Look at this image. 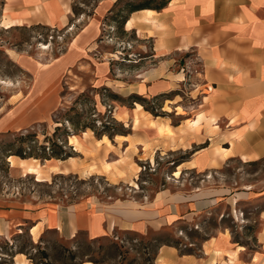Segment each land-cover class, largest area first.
<instances>
[{
    "label": "crops",
    "instance_id": "obj_1",
    "mask_svg": "<svg viewBox=\"0 0 264 264\" xmlns=\"http://www.w3.org/2000/svg\"><path fill=\"white\" fill-rule=\"evenodd\" d=\"M162 1L165 5L159 9L155 0H97L90 14H77L90 7L87 0H0V31L47 26L70 32L82 25L65 52L47 63L59 68L53 103L40 100L41 89L34 96V84L26 97L15 102L14 96L9 97L10 108L0 116V136L51 120L61 105L64 77L78 70L92 74L93 86L112 89L122 100L131 99L132 105L110 101L116 109L114 119L129 129L126 133L112 139L94 138L92 131L69 136L75 152L85 155L72 145V137L91 151L98 143L106 145V136L116 150L135 148L133 156L145 154L144 161L150 163L151 156L159 154L183 155L174 171L180 170L174 182L178 180L181 188H164L148 199H88L48 206L0 199V238L11 240L27 233L34 244L44 245L50 232L70 242L79 235L96 241L115 239L120 233L148 236L168 229L185 237L177 245L161 244L152 264H264V179L257 178L259 167L241 184L238 175L229 173L237 163L251 168L264 163V0ZM128 2L149 4L119 22L116 14ZM4 22L12 28H3ZM109 29L131 35L128 44L147 53L145 60L128 63L134 70L113 67L110 58L99 56ZM4 49L22 69L33 73L37 68L19 50ZM134 95L149 101L167 98L163 105L167 117H155L143 106L140 114ZM98 102L100 111L104 105ZM137 116L140 128L135 126ZM167 125L174 135L164 131ZM12 157L18 156L6 158L11 171H22L12 166ZM46 162L47 166L41 164L43 172L44 167L62 171L63 163H71ZM189 173L197 174L195 185L187 178ZM13 261L34 264L25 253H16Z\"/></svg>",
    "mask_w": 264,
    "mask_h": 264
},
{
    "label": "rangeland",
    "instance_id": "obj_2",
    "mask_svg": "<svg viewBox=\"0 0 264 264\" xmlns=\"http://www.w3.org/2000/svg\"><path fill=\"white\" fill-rule=\"evenodd\" d=\"M96 1L87 0L90 7L78 9L75 13L90 14ZM161 1L155 0L156 3ZM81 27L82 25H79L70 32L47 26L19 27L0 31V116L10 108L9 97L14 96L12 102L26 97L32 84H34L32 91L34 96L41 89L40 100H46L48 105L53 103L60 85L59 79H57L59 68L47 66V63L49 64L54 58L65 52L71 39ZM132 39L131 35L122 36L121 31L109 29L106 34H103L104 43L98 50L99 56L101 53L102 57L110 58V64L113 67H124V69L129 67L130 71L134 70L135 68H130L128 63L145 60L147 53L140 54L133 44L129 45L128 42H131ZM5 47L19 50L36 62L37 68L33 73L22 69L14 61L9 60L5 53ZM118 52L123 55L115 56ZM112 58H115L116 61ZM112 70L113 75L116 76L114 73L116 68ZM32 74L35 77L34 83ZM129 74L132 75L131 72ZM92 79L91 73H83L78 70L66 75L60 94L61 105L53 113L51 120L20 133L0 136V199H16L47 206L73 205L88 199L101 202H118L133 198L148 199L161 189L181 188L178 180L174 182V178L180 176L174 172L176 164L183 157L179 153L151 156L150 163L144 161L147 158L145 154L133 156L132 151L136 152L135 148L126 152H122L120 148L116 150L106 136V140L104 139L106 145L101 146L98 143V148L91 151H88L77 137L75 140L71 139L73 146L76 145L77 149H82L78 152L84 151L85 155L78 154L74 148L70 147L69 134L70 136L81 135L82 132L92 131L93 137L99 139L104 132L113 135L121 132L126 133L129 130L114 119L116 109L110 104V101H121V103L131 106V99L122 100L112 89L93 86ZM96 98L104 105L100 111ZM164 101H167V98H158L152 101L147 99L145 107L158 115L155 117H167L163 110ZM166 110L172 111L169 106H166ZM177 110L183 114L181 107ZM140 114L142 113L140 112ZM177 120L175 119V121ZM134 121L135 126L142 127L138 116ZM164 131L168 135H174L168 125L165 126ZM131 145H133V141H131ZM110 151L114 153L110 154ZM19 153L25 157L32 156L26 159H36L40 166L41 164L47 166V160L65 157L66 154H72L73 157L67 159L72 164L63 163L62 171L58 167H44L46 171L43 172V167H41L39 175H25L23 170L18 173L12 172L6 161L8 156ZM74 157H78L80 161ZM61 161L66 160L61 159ZM107 163L109 165H106ZM252 167H244L237 163L232 165L229 173L232 176L238 175L241 184L243 178H251L252 171L259 167L260 173L257 178L264 179V163ZM55 168H58V171ZM196 175L189 173L187 177L192 179V185H195ZM117 236L118 238L115 239L103 238L92 241L85 235H79L75 240L69 242L56 233L50 232L44 240V245L39 248H34L35 246L26 233L17 235L11 240L0 238V256L4 255L7 258L0 259V264H14L11 256L2 254L15 253L14 247L13 252L9 251L12 246L11 242H14V246L18 250L24 251L28 258H33L37 264H79L83 261H93L96 264H152L161 244L177 245L179 240L185 237V234L175 235L165 229L161 232H151L148 236L130 233H120ZM40 252H45L47 258L43 259Z\"/></svg>",
    "mask_w": 264,
    "mask_h": 264
},
{
    "label": "trees",
    "instance_id": "obj_3",
    "mask_svg": "<svg viewBox=\"0 0 264 264\" xmlns=\"http://www.w3.org/2000/svg\"><path fill=\"white\" fill-rule=\"evenodd\" d=\"M149 3L147 2V3H144V4H135L134 2H128V3H126L125 5H124V7H123V9H122V11H119L116 15V19H118V21L119 22H122V23H124L125 21H126V19H127V15L129 14V13H131V12H133V11H136V10H139L140 9V7L141 6H144V5H148ZM165 5V2L164 1H162V2H160L156 7L157 8H162L163 6ZM120 12H124V14H120ZM115 16V15H114ZM131 98L134 100V102H137V103H139V104H141L147 111H149V112H151L154 116H158V115H156L155 113H154V111H152V110H150L149 108H147V107H145V102H146V98H144V97H141V96H136V95H134V96H131ZM123 132H121V133H116V134H113V135H110V134H108V133H103L102 135H107V136H109L110 137V139H112L115 135H117V134H122ZM69 136H70V134H69ZM16 156H19V157H21L22 159H26V158H31L32 156H28V157H25L23 154H17ZM71 157H73V155L72 154H66V156L65 157H61V158H57V159H59V160H67V159H69V158H71ZM27 234V233H26ZM28 236V235H27ZM30 239V238H29ZM30 241H31V239H30ZM31 243L33 244V246H35L34 248H39V246H41V245H39V244H34L32 241H31ZM11 248H9V251L10 252H13V247H14V249H15V253L13 254H10V253H2V254H5V255H8V256H11V258H13L14 256H15V254L16 253H25L24 251H20V250H18V248L16 247V246H14V242H11ZM26 254V253H25ZM27 255V254H26ZM40 255L42 256V258L43 259H45V258H47V254L45 253V252H40ZM0 259L1 260H3V259H7V258H5L4 257V255L3 256H0ZM29 259H31L32 261H33V263L34 264H37V263H35L34 262V259L33 258H29ZM91 262H93V261H91ZM82 263V262H81ZM94 263V262H93ZM80 264V263H79ZM94 264H96V263H94Z\"/></svg>",
    "mask_w": 264,
    "mask_h": 264
},
{
    "label": "bare ground",
    "instance_id": "obj_4",
    "mask_svg": "<svg viewBox=\"0 0 264 264\" xmlns=\"http://www.w3.org/2000/svg\"><path fill=\"white\" fill-rule=\"evenodd\" d=\"M149 14H151L152 15V12L151 13H149ZM146 17V16H145ZM148 17V16H147ZM142 18H144L143 16H142ZM145 19V18H144ZM132 20V19H131ZM133 25V22L131 21V22H129V24H128V27L129 28H131V26ZM133 27V26H132ZM4 28H6V29H10V28H12V25L10 24V22H4ZM137 108H138V110L140 111V110H142V106L141 105H137ZM142 114H143V111H140ZM195 123V122H194ZM191 126H193V123H189ZM106 138V137H105ZM72 139H76V137H72ZM79 150H82V149H80V148H78L77 149V151H79ZM81 152V151H80ZM84 152V151H83ZM11 162H12V166L13 167H19V168H21L23 171H24V173H25V175H39L40 173H41V170H42V168H41V166L37 163L38 161L36 160V159H22V158H20V157H12L11 159ZM90 171H93V170H90ZM89 171V172H90ZM94 172V171H93ZM85 173H86V171H85ZM87 174V173H86ZM176 174L179 176L180 175V170H178L177 172H176ZM92 175V174H91ZM136 185V184H135ZM23 264H26V261H23L22 262ZM21 262H20V264H22ZM90 263V262H89ZM28 264V263H27Z\"/></svg>",
    "mask_w": 264,
    "mask_h": 264
}]
</instances>
